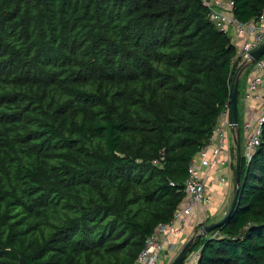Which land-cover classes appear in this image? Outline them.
<instances>
[{
	"label": "trees",
	"instance_id": "obj_1",
	"mask_svg": "<svg viewBox=\"0 0 264 264\" xmlns=\"http://www.w3.org/2000/svg\"><path fill=\"white\" fill-rule=\"evenodd\" d=\"M232 1L240 23L264 11ZM205 2L0 0V264H135L172 220L246 65ZM198 248L195 264H264V122Z\"/></svg>",
	"mask_w": 264,
	"mask_h": 264
},
{
	"label": "built area",
	"instance_id": "obj_2",
	"mask_svg": "<svg viewBox=\"0 0 264 264\" xmlns=\"http://www.w3.org/2000/svg\"><path fill=\"white\" fill-rule=\"evenodd\" d=\"M205 3L215 24L220 29L232 30L237 53L242 61L250 66L242 98L244 103L259 107L260 113L242 124L244 138L240 142V154L247 161L260 144L261 126L264 122V54L255 62L249 63V52L264 42V11L248 23H240L233 15L232 0H206ZM232 147L234 142L227 107L220 113L208 141L189 162L183 203L174 213L172 220L158 225L146 240L135 264H164L162 260L167 253L171 263L177 256L194 234L193 232L186 235L197 206L211 203V194L208 192L209 171L220 169L216 179L221 185L228 183V176L232 178ZM198 255L199 248L188 251L181 264H195Z\"/></svg>",
	"mask_w": 264,
	"mask_h": 264
},
{
	"label": "water",
	"instance_id": "obj_3",
	"mask_svg": "<svg viewBox=\"0 0 264 264\" xmlns=\"http://www.w3.org/2000/svg\"><path fill=\"white\" fill-rule=\"evenodd\" d=\"M262 54H264V42L261 43L256 49L249 52V57H250L249 63L255 62ZM246 66H248V63L245 65V67ZM242 70H243V66H239L234 71V74L232 76L231 89H230L229 122H230V127L233 136L234 147H235V163H234L235 167L232 175V190L230 192L225 211L223 213V216L219 220L215 222L203 224L198 229L199 233L195 232L191 236V238L186 242L184 247L177 254V256L171 261L170 264H181L185 255L189 251L194 239L199 236H205L211 230L223 224L229 217L235 205L238 194V183L240 179V160H241L240 142L238 141V138L236 136V132L238 129L237 88L239 83V75L242 72Z\"/></svg>",
	"mask_w": 264,
	"mask_h": 264
},
{
	"label": "crops",
	"instance_id": "obj_4",
	"mask_svg": "<svg viewBox=\"0 0 264 264\" xmlns=\"http://www.w3.org/2000/svg\"><path fill=\"white\" fill-rule=\"evenodd\" d=\"M244 70H245V65L243 66L242 72ZM240 75H239V83H238V88H237V93H238L237 95H238L239 101H241L242 113L241 115L240 114L238 115L240 117V120H239V127L237 129V134H238L237 138L241 142L242 139L241 137H239V135L241 134L243 136L242 124L249 119H252V118L254 119L256 115L260 113V109L259 107L253 104L250 105L249 103H244L242 95L245 89L247 79L249 77V70L247 71V74L243 82H241ZM240 124L242 128V132L240 130ZM219 172H220V169H217L215 171H209L210 177L208 179V184H209L208 192L211 194V198H212L211 203L209 204V205L212 204V207H210V210H209L210 213L208 211H205V214L203 213L201 214V211L199 210V207H198L199 205H198L195 210V214L192 216V220L190 222L189 229H191V231L189 232V229H188L186 235H191L193 234V232L195 233L194 226L196 225V222H199V220H202V222H205V223H209L208 220L212 219L211 221L215 222L219 220L221 216L223 215L224 207L226 206L230 192L232 190V185H230V183H227L226 185L219 184L216 179V174ZM218 212H220L221 214H218ZM197 215H200V216H197ZM167 254L164 256V259L162 260L164 264H170L169 257H168L169 253Z\"/></svg>",
	"mask_w": 264,
	"mask_h": 264
},
{
	"label": "rangeland",
	"instance_id": "obj_5",
	"mask_svg": "<svg viewBox=\"0 0 264 264\" xmlns=\"http://www.w3.org/2000/svg\"><path fill=\"white\" fill-rule=\"evenodd\" d=\"M248 70H250V66L248 65V66H246L245 67V70L241 73V75H240V79H241V82H243L244 81V78H245V76H246V74H247V71ZM237 110H238V115L240 114L241 115V113H242V108H241V101H239V99H238V104H237ZM240 130H241V132H242V128H241V124H240ZM236 136L238 137V134L236 133ZM239 137H241V139H243L244 138V135L242 136L241 134L239 135ZM232 160L234 161V163H235V151H234V149L232 148ZM227 173V172H226ZM228 174H229V172H228ZM231 175V174H230ZM232 175H233V166H232ZM228 183H230L231 182V177L230 176H228ZM199 207V210L201 211V214L203 213V214H205V211H208L209 212V210H210V207H212V204L211 205H199L198 206ZM210 213V212H209ZM224 213V212H223ZM218 214H221L220 212H218ZM197 216H200V215H197ZM211 218V217H210ZM218 218V217H217ZM212 219H209L208 220V222L210 223V222H212L211 221ZM191 231V229H189V232Z\"/></svg>",
	"mask_w": 264,
	"mask_h": 264
}]
</instances>
